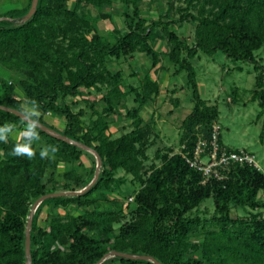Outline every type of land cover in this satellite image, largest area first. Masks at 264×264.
Listing matches in <instances>:
<instances>
[{
    "label": "trees",
    "instance_id": "trees-1",
    "mask_svg": "<svg viewBox=\"0 0 264 264\" xmlns=\"http://www.w3.org/2000/svg\"><path fill=\"white\" fill-rule=\"evenodd\" d=\"M115 1L39 0L36 13L27 21L32 0L20 5L11 0L0 3L4 10L0 15V66L23 76L18 86L39 114H29L23 100L16 97L17 86L3 78L0 106L71 141L0 109V135L6 138L0 140V264H28L26 228L40 198L88 187L82 194L49 197L39 205L30 229L31 264H98L112 251L151 259L114 256L102 264H264L262 215L231 216L232 207L251 212L264 208L259 198L264 174L255 167L236 165L227 180L204 185L202 174L181 154H173V149L158 153L159 165L146 170L153 126L144 125L141 112L159 95L160 85L146 74L141 86L124 88L123 72L110 69L113 59L120 61L136 53L145 54L155 68L162 53L154 45L159 39L167 41L169 61L179 66L177 73L187 72L193 90L195 104L182 123L180 137L182 152L192 158L198 142L211 138L212 125L220 117L219 108L208 105L199 93L192 64L199 52L212 56L221 51L235 62L253 64L257 73L254 96L264 108V65L255 58V52L264 48V0H188L178 10V20L172 19L171 6L152 23L142 16L143 0H117L132 9L131 17L127 13L128 32L98 35V22L85 15L83 7L104 11L100 17L106 20L111 18ZM186 22L195 24L193 47L172 29ZM184 52L188 59L183 58ZM92 92L101 98L90 101ZM130 95L135 105L128 109ZM68 97L81 101L68 104ZM81 103L90 116L83 109L74 111ZM100 104L101 111L97 109ZM120 108H127L133 129L112 138L107 135V120ZM45 114L63 119L64 129L47 124ZM14 130L23 134L21 140L11 138L9 132ZM219 142L224 146L221 137ZM17 143H31L35 155H13ZM76 143L101 158V173L93 184L96 159L92 156L91 168L86 170L82 158L92 154ZM48 146L58 150L53 153ZM45 147L49 154L41 158ZM61 165L66 167L62 173ZM120 171L139 184L128 213L108 193L124 183L116 177ZM209 199H213L215 213L206 217L200 207ZM44 208L49 217L41 225ZM58 208L68 210L67 214L51 213ZM72 210L82 213L74 215Z\"/></svg>",
    "mask_w": 264,
    "mask_h": 264
},
{
    "label": "rangeland",
    "instance_id": "rangeland-1",
    "mask_svg": "<svg viewBox=\"0 0 264 264\" xmlns=\"http://www.w3.org/2000/svg\"><path fill=\"white\" fill-rule=\"evenodd\" d=\"M5 1L9 2L10 0H0V3ZM26 1L11 0V3L20 5ZM187 2L188 0H143L141 4L142 16L152 23L163 17L168 7L173 6V12L171 13L172 19L178 20L181 15L180 12L178 13V10L185 8ZM73 5L74 3L72 2L71 6ZM1 6L0 15L4 12ZM83 13L93 21L98 22V35L106 36L111 31H118L120 34L128 32V24L130 23L129 16H132V9L123 6L116 0L114 7L111 9V18L109 19L103 20L100 16L104 11L93 7H83ZM127 13L129 15L128 17ZM172 29L179 37L184 38L190 47L195 46V24L186 22L182 25H173ZM154 47L162 53L161 62L155 68L152 67L150 59L141 53H136L120 61L113 59L110 65V69L113 71L123 72L124 88L128 86H141L146 74L160 85L159 95L154 96L141 112L144 125L150 124L153 126V132L149 136L147 151L149 160L145 162V167L148 171H150L152 165H159L160 162L155 158L158 153L165 154L168 149H173V154L182 153L183 146L180 143V137L183 132L182 123L190 114L195 104L193 101L192 87L188 86L189 80L187 72L177 73L179 66L169 61V46L167 41L165 39H159L156 41ZM183 58L188 59L186 52H184ZM255 58L259 65H264V48L255 52ZM192 64L196 71V81L201 98L208 105H216L219 108L220 117L214 123L220 126V137L222 138L223 144L230 149H246L248 152L254 154L260 171L264 174V108L260 106L259 100L254 96L257 76L254 65L245 61L235 62L227 58L221 51L216 52L212 56L199 52L192 60ZM0 78L17 86L15 89L16 97L23 100L25 109L29 114H39V109L27 104L28 99L18 86V82L23 78L21 74L9 72L0 66ZM84 97L88 98V96ZM100 98V95L93 93L88 99L90 101H98ZM66 101L68 104H72L81 101V98L74 99L68 97ZM134 105V97L130 95L126 101V107L130 109ZM102 108L103 105L100 104L97 109L101 111ZM127 108H120L117 114L108 118L109 130L107 135L110 137L118 138L133 129V120L126 117ZM79 109H83L86 111L87 116H90L91 113L83 103L78 107H74V111L76 112ZM44 120L47 124L54 126L58 130L62 131L64 129L65 121L53 114H45ZM9 133L14 140H21L23 138V134L16 130ZM85 150L92 155L86 154L83 156L82 162L84 167L86 170H90L93 161L92 156H94L97 172L98 160L95 153L92 150ZM65 170L66 167L61 165V173ZM100 173L101 167L99 176ZM116 177L123 180L124 183L108 193L110 194V198L121 201L125 213H128L127 206L133 203V196L138 191L139 184L134 183L132 176L127 175L123 171L118 172ZM62 179L60 180L61 183ZM94 181L95 178L90 184L95 183ZM259 198L264 202V191L259 193ZM200 211L206 217L213 216L215 213L213 199L207 200L200 207ZM67 212L68 210L58 208L51 213L65 216ZM71 213L78 215L82 213V210H72ZM249 213H260L264 216V208H259L252 212L249 209L231 208L232 217H248L250 215ZM48 214L47 208H44L40 215L41 225H43V221L46 218L48 219ZM128 218L129 215L127 216ZM194 240L199 241L198 238H194ZM113 257L108 255L106 259L110 260Z\"/></svg>",
    "mask_w": 264,
    "mask_h": 264
},
{
    "label": "built area",
    "instance_id": "built-area-1",
    "mask_svg": "<svg viewBox=\"0 0 264 264\" xmlns=\"http://www.w3.org/2000/svg\"><path fill=\"white\" fill-rule=\"evenodd\" d=\"M219 137L220 126L214 123L211 138L198 142L192 158L187 153H181L189 166L202 174V184L205 185L211 180H227L231 168L236 165L259 168L254 154L245 149L228 151L220 144Z\"/></svg>",
    "mask_w": 264,
    "mask_h": 264
},
{
    "label": "water",
    "instance_id": "water-1",
    "mask_svg": "<svg viewBox=\"0 0 264 264\" xmlns=\"http://www.w3.org/2000/svg\"><path fill=\"white\" fill-rule=\"evenodd\" d=\"M38 2L39 0H32V5H31V8L28 12V14L26 15L25 17V21L29 20L30 18L33 17V15L36 13V10H37V6H38ZM0 109L2 110H5V111H8V112H11L17 116H19L20 118L24 119L25 121L27 122H30V123H33L35 125H37L38 127H40L43 131H45L46 133H48L49 135H52L58 139H62L64 141H69L71 142L70 140H68L66 137H63V136H59L57 135L55 132L51 131V129H49L48 127H45L35 121H32L31 119H29L28 117L24 116L23 114L19 113L18 111L16 110H13V109H8V108H5V107H2L0 106ZM80 148L82 149H88L86 146L84 145H81L79 143H76ZM96 158L98 160V167H97V172H96V176H95V181L96 182L99 178V170H100V167L102 166V161H101V158L96 155ZM87 189H84L82 192H63V193H57V194H50V195H46L42 198H40L33 206L32 210H31V213H30V216H29V220H28V223H27V228H26V255H27V258H28V264H31V236H30V229H31V226H32V222H33V216H34V213L35 211L37 210V208L39 207V205L47 198L49 197H53V196H63V195H72V196H75V195H79V194H82L83 192L87 191ZM109 256H119V257H124V258H128V259H140V260H149L151 259L150 257H147V256H133V255H127V254H123V253H118L116 251H112L108 254ZM108 255L102 259L98 264H101L107 257ZM156 264H161L157 261H154Z\"/></svg>",
    "mask_w": 264,
    "mask_h": 264
},
{
    "label": "clouds",
    "instance_id": "clouds-1",
    "mask_svg": "<svg viewBox=\"0 0 264 264\" xmlns=\"http://www.w3.org/2000/svg\"><path fill=\"white\" fill-rule=\"evenodd\" d=\"M27 127L32 128V125H28ZM2 132H3V129H0V133H2ZM28 135L31 136L32 133L29 132ZM35 138L37 140L39 139V134L38 133L36 134ZM0 140H6V138L3 135H0ZM48 147H51L53 149V153L58 150L54 146H48ZM48 147H45L40 152L41 158H46L48 156V154H49ZM12 154L15 155V156L26 155L29 158H32L35 155V152H34L32 146H31V143H24V144L17 143V145L15 146Z\"/></svg>",
    "mask_w": 264,
    "mask_h": 264
},
{
    "label": "crops",
    "instance_id": "crops-1",
    "mask_svg": "<svg viewBox=\"0 0 264 264\" xmlns=\"http://www.w3.org/2000/svg\"><path fill=\"white\" fill-rule=\"evenodd\" d=\"M225 146V145H224ZM237 150H241V149H237ZM246 150V149H245ZM260 170V168H258Z\"/></svg>",
    "mask_w": 264,
    "mask_h": 264
}]
</instances>
